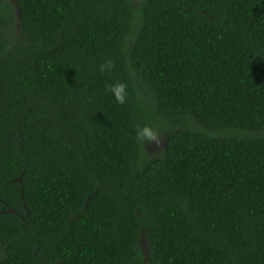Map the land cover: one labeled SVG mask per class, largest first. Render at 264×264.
Here are the masks:
<instances>
[{
  "label": "trees",
  "instance_id": "1",
  "mask_svg": "<svg viewBox=\"0 0 264 264\" xmlns=\"http://www.w3.org/2000/svg\"><path fill=\"white\" fill-rule=\"evenodd\" d=\"M13 1L0 264H264V0Z\"/></svg>",
  "mask_w": 264,
  "mask_h": 264
},
{
  "label": "clouds",
  "instance_id": "2",
  "mask_svg": "<svg viewBox=\"0 0 264 264\" xmlns=\"http://www.w3.org/2000/svg\"><path fill=\"white\" fill-rule=\"evenodd\" d=\"M113 63L110 59L100 65L101 72H110ZM105 91L109 94L117 105H123L128 99L127 85L123 82H112L106 85ZM159 128L152 124H144L134 129V139L137 143H158Z\"/></svg>",
  "mask_w": 264,
  "mask_h": 264
},
{
  "label": "rangeland",
  "instance_id": "3",
  "mask_svg": "<svg viewBox=\"0 0 264 264\" xmlns=\"http://www.w3.org/2000/svg\"><path fill=\"white\" fill-rule=\"evenodd\" d=\"M12 2V0H9ZM163 138L161 136L158 137V143H145V149L150 156L158 158L161 155L163 149Z\"/></svg>",
  "mask_w": 264,
  "mask_h": 264
},
{
  "label": "water",
  "instance_id": "4",
  "mask_svg": "<svg viewBox=\"0 0 264 264\" xmlns=\"http://www.w3.org/2000/svg\"><path fill=\"white\" fill-rule=\"evenodd\" d=\"M12 3L14 4V6H15V2L12 0ZM15 8H16V6H15ZM16 11H17V9H16ZM17 13H18V11H17Z\"/></svg>",
  "mask_w": 264,
  "mask_h": 264
}]
</instances>
